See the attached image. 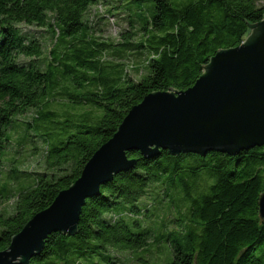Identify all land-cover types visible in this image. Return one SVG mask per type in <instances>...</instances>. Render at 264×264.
I'll use <instances>...</instances> for the list:
<instances>
[{"label": "trees", "instance_id": "1", "mask_svg": "<svg viewBox=\"0 0 264 264\" xmlns=\"http://www.w3.org/2000/svg\"><path fill=\"white\" fill-rule=\"evenodd\" d=\"M107 1L130 13L139 41L95 40ZM263 17L258 0H0V178L18 117L32 111L18 147L43 145L34 164L43 172H27L17 189L0 183V252L80 177L145 96L191 88L216 52L239 46ZM22 27L49 34L47 56L45 41ZM111 50L121 60L145 57L119 64ZM127 157L135 167L85 201L76 234H50L29 264H264V146L233 157ZM20 175L13 168L7 179Z\"/></svg>", "mask_w": 264, "mask_h": 264}, {"label": "water", "instance_id": "2", "mask_svg": "<svg viewBox=\"0 0 264 264\" xmlns=\"http://www.w3.org/2000/svg\"><path fill=\"white\" fill-rule=\"evenodd\" d=\"M248 29L239 46L216 52L191 88L153 92L134 106L80 177L11 239L0 252V264H29L50 234L75 235L85 201L135 167L130 151L145 158L161 150L171 156L219 152L233 157L264 146V17ZM258 213L264 219V192Z\"/></svg>", "mask_w": 264, "mask_h": 264}, {"label": "rangeland", "instance_id": "3", "mask_svg": "<svg viewBox=\"0 0 264 264\" xmlns=\"http://www.w3.org/2000/svg\"><path fill=\"white\" fill-rule=\"evenodd\" d=\"M103 7L100 13H97L95 22L93 23V35L95 37V40L99 43H107V44H113L118 45L122 43L123 37L125 36H131L130 39L132 42L139 41L140 37L138 33L136 32L135 24L130 25L129 21L132 17H130V13H127L123 10L122 7H119L118 3H114L113 1H107L100 2ZM258 6L264 8V0H258ZM107 16V17H106ZM110 17V18H109ZM109 18V19H107ZM134 20V18H132ZM135 27V28H132ZM22 31L24 34L33 35L37 38H41L43 41H45V54L47 56L48 49L50 47V36L45 31H39L34 28H27L22 27ZM123 56L125 57L126 54ZM145 57V55H137L136 52H131L129 59L127 60H121L117 54L114 52L109 51L108 58L111 62L127 64V62H133L134 65L141 64L142 59ZM126 58V57H125ZM130 78L134 81H138L140 79V73L132 71L129 73ZM58 107H63L64 103H55ZM58 107H55L58 109ZM32 114V111L26 114L25 116L18 117L17 121L15 123V128L13 131L10 132L11 136V145L9 146L8 150L6 151L5 156V163L3 170L1 172V178L0 183L5 182L9 188L17 189L19 185H26L27 179H26V173L27 172H34V173H41L43 172L42 165H37L34 167V164L37 160V158H40V154L42 153L43 145L40 142L34 143H28L23 145V147H18L21 145L22 138L25 136L24 130V123L28 122L30 115ZM36 148V149H35ZM33 149H35L33 151ZM40 155V156H39ZM13 168H17V170L20 172L19 178H17V183H15L12 180L7 179L8 174L10 175V172ZM33 169V170H32ZM7 209L10 212V206H6L4 208ZM174 214L171 213L168 216V219L170 220ZM156 252V251H155Z\"/></svg>", "mask_w": 264, "mask_h": 264}]
</instances>
